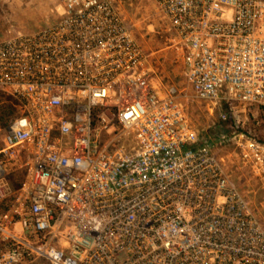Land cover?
I'll list each match as a JSON object with an SVG mask.
<instances>
[{"label":"built area","instance_id":"1","mask_svg":"<svg viewBox=\"0 0 264 264\" xmlns=\"http://www.w3.org/2000/svg\"><path fill=\"white\" fill-rule=\"evenodd\" d=\"M114 1L64 0L0 37L20 112L0 146V264H264V227ZM146 1L196 100L222 122L264 110V0ZM218 133L264 178V144Z\"/></svg>","mask_w":264,"mask_h":264},{"label":"rangeland","instance_id":"2","mask_svg":"<svg viewBox=\"0 0 264 264\" xmlns=\"http://www.w3.org/2000/svg\"><path fill=\"white\" fill-rule=\"evenodd\" d=\"M64 0H0V37L8 36L13 30L34 32L53 23ZM126 25L131 29L137 43L149 56V64L164 84L173 86L178 100L184 105L188 119L197 131L200 141L215 144V153L221 160L228 178L247 199L252 213L264 227V178L254 173L246 153L232 139L217 145L215 138L221 131L230 138L249 136L264 144V110L251 109L233 116L213 105L199 102L193 97L183 77L182 53L175 44L171 32L157 9L146 0H115ZM15 104L12 117L16 119L19 109L13 98L0 89V104ZM225 113V112H224ZM0 128V146L7 132Z\"/></svg>","mask_w":264,"mask_h":264},{"label":"trees","instance_id":"3","mask_svg":"<svg viewBox=\"0 0 264 264\" xmlns=\"http://www.w3.org/2000/svg\"><path fill=\"white\" fill-rule=\"evenodd\" d=\"M15 104H0V128H6L14 120Z\"/></svg>","mask_w":264,"mask_h":264}]
</instances>
